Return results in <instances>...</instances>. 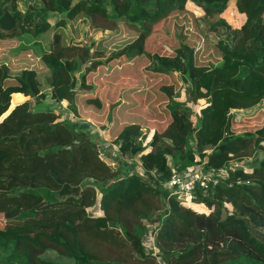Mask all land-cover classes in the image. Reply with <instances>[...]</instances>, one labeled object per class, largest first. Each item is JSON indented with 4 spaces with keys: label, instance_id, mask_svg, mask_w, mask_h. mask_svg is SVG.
Returning <instances> with one entry per match:
<instances>
[{
    "label": "trees",
    "instance_id": "16d2710c",
    "mask_svg": "<svg viewBox=\"0 0 264 264\" xmlns=\"http://www.w3.org/2000/svg\"><path fill=\"white\" fill-rule=\"evenodd\" d=\"M188 2L200 8L198 31L247 77L220 78L218 63H198L177 22V44L155 50L157 24ZM228 9L238 26L223 16ZM67 21H82L73 29L85 39L67 40ZM96 33L122 38L106 51ZM143 59L146 71L176 77L158 87L167 116L154 128L136 71ZM208 75L205 89L248 91L251 100L226 114L220 137L205 135L221 120L202 123L188 104ZM258 79L264 0H0V264H264V118L254 129L232 127L261 116ZM62 101L103 130L113 151L99 144L104 134L58 118ZM116 155L137 156L140 170L113 166ZM198 165L224 173L184 203L165 182Z\"/></svg>",
    "mask_w": 264,
    "mask_h": 264
},
{
    "label": "rangeland",
    "instance_id": "374dc122",
    "mask_svg": "<svg viewBox=\"0 0 264 264\" xmlns=\"http://www.w3.org/2000/svg\"><path fill=\"white\" fill-rule=\"evenodd\" d=\"M200 14H201L200 8H198L195 4L188 2L187 7L184 10L173 11L172 13L169 14L167 18L161 20L155 27L154 32L150 37V40H152L153 42L154 48H156L155 50L167 53L169 51L165 46H175L177 44V40L174 35V23L177 22L183 24L184 32L188 34L187 42L195 48V59L198 63H207L209 61L218 63L217 71L220 74L219 75L220 78L229 74H241L244 77H247L246 73L248 70L246 67L228 66V62L227 61L223 62L222 54H220L216 50L213 43L206 40L204 36L198 31L199 20H197V17ZM223 16H225L226 19H228L231 22L236 23L237 21V19L230 14L229 9L225 11V14ZM52 20H54V18H52ZM80 22L79 24L76 25L77 22L73 23L72 21H67L66 25L62 28V30L64 31V36L67 40L72 39L74 41H80L82 39H85L82 30L73 29V27L76 28L79 27L81 25ZM234 25L238 26L239 23L237 22ZM94 35L95 37L104 36L102 38H105L106 40L103 39L100 45L101 47H104L106 51L112 50L115 47H117L119 43L118 39L122 38V36H119V38L116 39L110 35H107L106 33H96ZM27 38L30 39V37ZM38 39L41 41L44 47L48 46L49 38L46 34L39 36ZM32 41L33 40L30 39L29 43H32ZM22 42L26 43V39H22ZM145 63L146 61H144V59L141 60L138 63L136 71L141 77L143 75L142 78L145 80L146 83L143 100L145 102V105L147 106V120H148L147 125L149 126V128H154L156 126L154 125V120L156 118H162V120H164L166 119L167 116L166 111L162 108V101H163L162 99L164 98L163 97L164 95L163 94L160 95L161 93L158 87L162 83H168L173 81L174 78L176 79V77L175 74L162 77L159 74L146 71L143 67ZM231 67L233 68V70H230ZM150 74L152 76L159 75V78L149 77ZM210 77L211 75L204 76L199 80L198 101L196 103L190 102L188 104H190L191 107H193V109H195L201 116H203L202 123L204 121L215 122V119L221 120L219 122L222 123L219 125L218 130H215L212 133L205 135V136L216 135L220 137L222 134L221 126L222 124H224V119L226 117V114L232 108L248 105L251 102V100L248 95V91L245 90H244L245 92L243 93H235L229 90H216L212 92L209 89H205L204 87H202V83L209 84L210 82L208 79ZM254 81H253V83L255 84L254 93L257 94L259 89H261L262 87L264 88V81H261V79H258L255 82ZM256 82H258V84ZM234 95H237L234 97L236 101L240 102L243 99L244 102L234 103L232 101ZM18 98L19 96H15L14 101L18 100ZM258 98L264 99V90H262L260 94H257L254 100ZM43 101L47 102L48 100L44 99ZM55 111L57 113H60V116H58V118L68 117L70 119H74L73 125L78 129L89 130L92 128L98 131L99 136H103L104 134L105 138L104 137L100 138L99 144L104 146L107 152L113 151V149L110 150V146H112L113 148V145L109 143V138L106 137L105 132L103 130L100 131L96 127H93L86 119H75V117H72L73 116L72 113L69 112L68 108L66 107V101H62L61 104L55 105ZM263 118H264V110L262 111L261 116H259L258 114L256 118H249V119L244 118L241 122L233 123L232 127L234 128L235 131H240L244 129H254L255 127H258L262 124ZM201 129L199 131L202 135H204ZM101 150L102 152H104L103 149ZM114 152L116 154L117 149L114 148ZM105 158L109 161L108 156L105 155ZM119 163L123 164L124 172L127 171L131 172L132 169L140 170L139 158L137 156L134 159H130L127 157L116 155L115 160L113 162V166L115 165L117 166V164L119 165ZM97 197H99V192L97 193ZM96 209H98V202L96 205L94 204L88 207V211L90 212L96 211ZM152 241H153L152 236H147L143 240V243L147 244V248H149V247H153Z\"/></svg>",
    "mask_w": 264,
    "mask_h": 264
},
{
    "label": "built area",
    "instance_id": "2783aa9c",
    "mask_svg": "<svg viewBox=\"0 0 264 264\" xmlns=\"http://www.w3.org/2000/svg\"><path fill=\"white\" fill-rule=\"evenodd\" d=\"M223 173V168H205L202 165H198L189 169L185 173H174L172 177L165 182V186L168 190L182 195V201L187 203L191 202L195 197L197 186L206 188L210 184L215 185Z\"/></svg>",
    "mask_w": 264,
    "mask_h": 264
},
{
    "label": "crops",
    "instance_id": "0c3cea01",
    "mask_svg": "<svg viewBox=\"0 0 264 264\" xmlns=\"http://www.w3.org/2000/svg\"><path fill=\"white\" fill-rule=\"evenodd\" d=\"M176 11H178V10H176Z\"/></svg>",
    "mask_w": 264,
    "mask_h": 264
}]
</instances>
